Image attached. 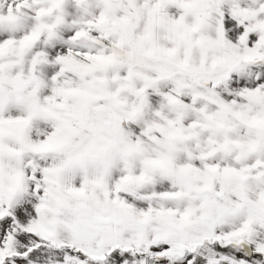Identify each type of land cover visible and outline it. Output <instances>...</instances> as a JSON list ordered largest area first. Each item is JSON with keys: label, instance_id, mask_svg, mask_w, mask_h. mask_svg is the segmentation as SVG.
<instances>
[{"label": "snow or ice", "instance_id": "1", "mask_svg": "<svg viewBox=\"0 0 264 264\" xmlns=\"http://www.w3.org/2000/svg\"><path fill=\"white\" fill-rule=\"evenodd\" d=\"M0 264H264V0H0Z\"/></svg>", "mask_w": 264, "mask_h": 264}]
</instances>
